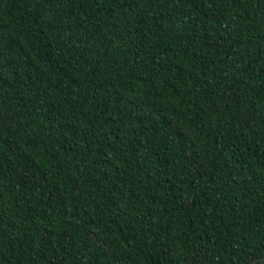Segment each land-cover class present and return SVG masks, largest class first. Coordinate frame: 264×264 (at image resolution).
Returning <instances> with one entry per match:
<instances>
[{
    "label": "trees",
    "instance_id": "1",
    "mask_svg": "<svg viewBox=\"0 0 264 264\" xmlns=\"http://www.w3.org/2000/svg\"><path fill=\"white\" fill-rule=\"evenodd\" d=\"M0 264H264V0H0Z\"/></svg>",
    "mask_w": 264,
    "mask_h": 264
}]
</instances>
